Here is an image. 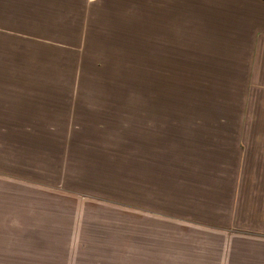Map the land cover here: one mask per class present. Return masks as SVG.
Segmentation results:
<instances>
[{
    "label": "rangeland",
    "instance_id": "rangeland-1",
    "mask_svg": "<svg viewBox=\"0 0 264 264\" xmlns=\"http://www.w3.org/2000/svg\"><path fill=\"white\" fill-rule=\"evenodd\" d=\"M0 96L69 110L87 217L140 215L143 125H264V0H0Z\"/></svg>",
    "mask_w": 264,
    "mask_h": 264
},
{
    "label": "crops",
    "instance_id": "crops-1",
    "mask_svg": "<svg viewBox=\"0 0 264 264\" xmlns=\"http://www.w3.org/2000/svg\"><path fill=\"white\" fill-rule=\"evenodd\" d=\"M46 103L0 96V260L264 264V125H143V213L104 219L100 203L89 218L65 189L80 179L79 125Z\"/></svg>",
    "mask_w": 264,
    "mask_h": 264
}]
</instances>
